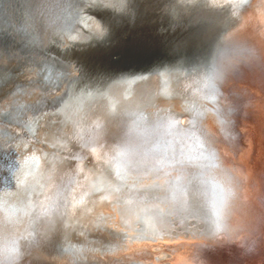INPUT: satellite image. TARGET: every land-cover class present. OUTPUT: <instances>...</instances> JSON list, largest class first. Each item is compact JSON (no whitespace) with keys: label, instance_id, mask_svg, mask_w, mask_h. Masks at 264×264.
I'll list each match as a JSON object with an SVG mask.
<instances>
[{"label":"bare ground","instance_id":"bare-ground-1","mask_svg":"<svg viewBox=\"0 0 264 264\" xmlns=\"http://www.w3.org/2000/svg\"><path fill=\"white\" fill-rule=\"evenodd\" d=\"M61 1L50 0L47 11L71 6ZM243 2L128 0L130 14L117 12L119 20L104 11L81 17L85 27L98 21L104 35L77 48L79 67L47 94L59 108V97L72 96V110L57 108L39 124L33 108L43 101L33 87L45 84L44 69L16 68V51L2 53L4 137L13 131L47 140L71 120L62 125L66 144L48 145L51 159L43 157L40 170L21 162L35 147L0 167L1 252L22 254V264H244L243 257L264 264V0ZM105 23L119 32L106 34ZM153 51L162 57L151 60ZM123 56L128 65L111 66ZM152 121L170 122L173 131L199 122L196 131L213 139L220 176L184 181L147 218L148 204L135 215L126 210L164 180L153 184L116 160L117 146Z\"/></svg>","mask_w":264,"mask_h":264},{"label":"water","instance_id":"water-1","mask_svg":"<svg viewBox=\"0 0 264 264\" xmlns=\"http://www.w3.org/2000/svg\"><path fill=\"white\" fill-rule=\"evenodd\" d=\"M62 1L64 3L66 0ZM248 1L244 0L243 3ZM49 2L50 0H0V58L4 55L2 53L7 51L9 56L14 55L16 57L18 62L16 68L26 69L29 64L36 63L44 69L45 84L41 85L39 83L38 89L35 84L33 87L38 93L39 102L43 101V105L38 104L36 108H33L36 115L34 120L37 124L42 121L43 114H46V116L54 114L56 109L59 108L58 105L53 104L51 95L47 94L54 88L53 86L56 84L60 85L63 82L64 75L62 74L65 73L66 76H69L76 67H79L81 62H74L77 48L83 47L86 40L97 41L104 35L101 24L98 21L85 27L80 22V18L90 14L94 15L97 11H104V14L110 19L113 15L117 18L115 14L120 11H128L127 14H130L128 0H107L108 5L105 0H90V2L87 0H68V2H71L70 7L62 3L63 5H56L58 10L48 12V5L51 4ZM69 8H71V11ZM117 19L119 20V18ZM96 23L100 26L99 31L96 30ZM107 26L106 34H108L110 29H113L111 23H108ZM87 28H89L87 31L90 30V33L85 31ZM117 30L119 28L117 29V26H115L111 31L114 33L115 31L119 32ZM111 31L110 33L112 34ZM70 34L72 36L75 34L76 38H71ZM12 49L16 51L13 55H11L14 53ZM194 50L199 54V48L194 46ZM157 53L156 51L151 52L149 58L151 60L160 59L162 55ZM126 57L128 56H123L118 62H112L111 60V66L124 65V63L128 65L130 58ZM63 68H67L68 71H60ZM56 74L58 75L55 77L54 75ZM46 83L49 84V87ZM28 92H31V90ZM59 103V110H63L62 112L65 113L70 112L66 110L75 104L72 96L65 98L64 95L61 99L59 97ZM65 113H63L64 116H67ZM23 117L14 116L13 119L21 123ZM70 120V118H65L60 121L62 123L61 125L59 124L60 126L56 130L58 131L56 136L49 137L47 140L45 138L35 139V136H33L34 141H30L31 139L29 138L27 140V136L24 138V134L13 131L9 132L7 137L0 133V167L11 168L12 161H14L12 156L20 154L21 158V155L23 156L26 151H30L24 150L25 148L31 149L30 147H35L30 152H26L28 156L23 158L21 162H29L32 172L40 170L41 162L44 160L43 157L48 158V160L51 159L47 146L66 144V133L64 134L62 125ZM168 124L170 122L164 123L165 126L161 123L160 126L159 123L156 124L152 121L135 132L137 135L131 136L132 141L126 140L122 145L117 146L120 152L116 162L121 168L126 170L139 169L138 173L133 175H149L156 180L153 184L160 179L164 180L161 186L153 187L156 189L152 193L137 194L139 204L135 203L126 210L132 215L143 211L144 208L142 206L148 204L146 212L151 216L147 218H151L154 215L153 213L156 212L157 206L163 207L166 203H169L168 200H171L170 193L182 188L184 181L198 178L203 182L210 183L209 179H217L220 176L216 170L217 161L215 159V154L217 155L218 153L213 146V142H210L213 139L205 137V133L203 135L201 132L203 128L200 131H196V126H198L199 122H192L189 126H183L185 128L179 127L180 129L177 128L175 129L176 131L170 130L171 124L170 126ZM210 135L212 136L211 132ZM97 137L107 138V136L102 135V132ZM25 144L27 145L23 146ZM96 144H98V141H96ZM169 144L173 147V151L167 149L164 152L165 145ZM189 144L192 145V150L188 147ZM221 144L225 147L227 146L223 142ZM135 148L142 149L136 150ZM191 159L199 161L198 165L191 164L195 167L187 166L186 163ZM205 159H207V166L206 164L200 166V162ZM93 172L95 170L92 167L91 173ZM154 176L156 177L154 178ZM97 179L100 180V175H98ZM108 182L106 180V184ZM108 185L110 184L108 183ZM157 188H165L164 193L161 189L157 190ZM107 190H109V187ZM207 193V199L210 200L211 191H207ZM136 222L142 226L141 220L136 219ZM217 237V239L221 238L222 240L223 235H217ZM232 241V245H234V240ZM24 260L25 257L20 253L18 255L14 251L10 253L0 251V264H22ZM242 262L247 264L244 257Z\"/></svg>","mask_w":264,"mask_h":264},{"label":"snow or ice","instance_id":"snow-or-ice-1","mask_svg":"<svg viewBox=\"0 0 264 264\" xmlns=\"http://www.w3.org/2000/svg\"><path fill=\"white\" fill-rule=\"evenodd\" d=\"M105 3L108 5L107 0H105ZM96 30L99 31L100 30V26L98 24H96Z\"/></svg>","mask_w":264,"mask_h":264},{"label":"clouds","instance_id":"clouds-1","mask_svg":"<svg viewBox=\"0 0 264 264\" xmlns=\"http://www.w3.org/2000/svg\"><path fill=\"white\" fill-rule=\"evenodd\" d=\"M97 24V23H96Z\"/></svg>","mask_w":264,"mask_h":264}]
</instances>
